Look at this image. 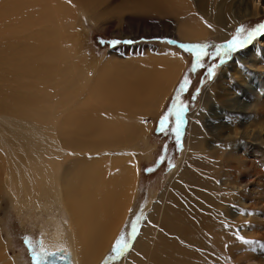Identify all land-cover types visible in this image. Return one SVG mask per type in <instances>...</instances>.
Here are the masks:
<instances>
[{"label":"bare ground","instance_id":"bare-ground-1","mask_svg":"<svg viewBox=\"0 0 264 264\" xmlns=\"http://www.w3.org/2000/svg\"><path fill=\"white\" fill-rule=\"evenodd\" d=\"M19 1L28 13L31 9L32 17L52 19L62 31L73 28V17L94 14L97 8L86 0ZM262 1L132 0L130 12L138 26H148L159 35L183 41L208 36L221 40L235 24L264 15ZM260 40L236 53L234 72H228L227 64L222 67L204 89L198 107L186 115L176 166L141 219L120 264H233L264 240ZM131 58V64L126 63L130 71L122 73L129 76H118V69L113 73L102 65L100 71L110 74L100 73V81L93 83L76 59L59 60L55 70L66 79L48 77L54 82H48L47 89L57 84L56 92L69 93L71 103L63 100L62 112L48 111L52 98L42 94L38 112L33 107L4 113V47L0 46V195L7 194L18 205H37L42 200L46 208L57 209V215L47 218L39 230L43 248L60 255L43 258V263L53 258L61 264L59 259L64 258L70 264V258L72 264H96L125 220L137 176L131 152L149 131L143 117L152 121L157 116L187 62L167 44ZM203 119L210 123L211 141L204 137ZM204 146L210 147V154ZM194 152L211 159L198 160ZM78 188L84 190V198ZM235 236L243 239V245L236 243ZM248 236L255 241L249 242ZM5 261L0 250V264H12ZM13 261L19 264L17 258Z\"/></svg>","mask_w":264,"mask_h":264},{"label":"rangeland","instance_id":"rangeland-1","mask_svg":"<svg viewBox=\"0 0 264 264\" xmlns=\"http://www.w3.org/2000/svg\"><path fill=\"white\" fill-rule=\"evenodd\" d=\"M4 1L8 4L6 3V5ZM13 1L18 5V8L15 7ZM15 1L0 0V46L4 47V113L36 110V108L39 110L42 94H50V98H52L53 102L47 108L48 111L51 112L52 109H55L62 112L66 108L63 106V100L68 99L69 93L63 92V89L61 92H56L57 84L55 87H48L49 90L47 86L54 82L52 79V81H48V77L50 79L57 76L66 79L64 75L59 73V70H55L58 63L63 61L71 63L73 59H76L78 64L89 74L91 83H93L100 81L101 74L106 73L100 71L102 65H108L113 73L118 69L116 72L118 76H129L122 74L130 71L129 65L126 64L129 62L128 60L134 55L144 56L146 51L160 44L169 45L184 60H187L178 82H176L169 98L158 113L159 116L157 114L152 121L149 116L143 117L149 131L142 139L137 140L134 144V150L131 152L132 159L137 164L136 187L132 201H130V207L120 231L96 262V264H120L124 262L123 260L120 262V260L124 257V253H128L136 236L135 233L142 223L141 219H144L156 201L171 170L173 171L176 166L187 126L186 115L198 107L204 89L224 65L230 66L228 72H234L233 58L236 53L248 49L258 39H261L259 41L260 49H264V28H262L264 15L250 17L235 24L230 35L225 39L219 40L213 36H208L204 38L205 40L183 41L166 34L159 35L158 31L149 29L148 26H138L135 17L130 12L132 0H86L88 3L97 6L94 14L80 13L73 17V28L66 31H62L60 28L62 25L59 26L52 19H47L44 16L32 17L31 9L28 13L25 5L23 8V3H20L21 1L17 0L18 3ZM54 22L56 31L52 33ZM250 33L252 38L247 40L242 47H237L235 50L227 52L226 55L224 54L230 41L234 38L243 41ZM56 34L58 37H54ZM44 35L47 36V40H43ZM113 41L119 43H112ZM217 47L220 48L221 52L219 56L215 55ZM204 52L210 53L211 56H204ZM197 53H201V59L198 62L196 61ZM262 53L260 52V55L264 57L262 56L264 53ZM46 64L47 66H45ZM213 64H215V69L209 78L208 68ZM113 73L111 72V75ZM46 76L47 80H44ZM185 78L189 83L181 90L180 85ZM55 79L58 80V78ZM44 82L46 83L44 84ZM26 87L29 88L28 91ZM46 91L48 92L46 93ZM22 92L25 95H22ZM28 98L31 100L33 98L36 103H31L32 101L30 102ZM56 100H62V102ZM37 101L40 103L37 104ZM67 103H71L70 98ZM185 105H187V109H184ZM14 107L16 108L14 109ZM178 108L184 110L183 113L178 112L181 120L179 147L177 146L176 134L172 131L177 120L174 119V114ZM164 116H167V120L164 130L161 131V118ZM201 124L203 130H206L204 137L211 141L210 123L203 119ZM6 135L7 133H5ZM203 148L210 154V147L204 146ZM202 155L201 152L199 154L194 152V156H198V160L202 158L211 159L207 154L205 157H201ZM78 192L84 198V190L78 188ZM261 194L259 193L258 196L261 197ZM32 197V199L37 200L36 195ZM44 202L40 200L38 206L30 202L18 205V203L14 204L7 194L0 195V250L4 251L6 260L12 264L14 258L18 259L19 264H46L42 262L39 255L35 260L33 258V253L39 254L41 249L50 252L41 244L39 225L47 218L51 219L56 216L57 209L54 207L52 210L46 208ZM260 210L264 212V205L260 206ZM235 237L236 243L243 245V239L240 236ZM248 238L246 237L249 242L255 241L253 237ZM117 240L122 241V244L116 245ZM257 243L255 247L248 249L247 258L243 256L233 264H264V240ZM114 245L116 251H113ZM122 253L123 255L120 256ZM235 256L239 257L240 254L237 253ZM7 261L5 262L7 263ZM69 263L72 264L70 258Z\"/></svg>","mask_w":264,"mask_h":264},{"label":"snow or ice","instance_id":"snow-or-ice-1","mask_svg":"<svg viewBox=\"0 0 264 264\" xmlns=\"http://www.w3.org/2000/svg\"><path fill=\"white\" fill-rule=\"evenodd\" d=\"M262 28H264V26H262ZM252 38V34L250 33L248 36H246L244 38L243 41H240L238 40L237 38H234L232 41L229 42V44L227 45V49H226V52L224 53L225 55L227 54V52H231L233 50H235L237 47H242L243 44ZM112 43H119L118 41H113ZM182 47H185V46H182ZM195 47H207V46H195ZM204 56H211L210 53H207V52H204L203 53ZM215 55L219 56L221 55V52H220V48L217 47L216 48V52H215ZM201 59V53H197L196 54V61H200ZM203 65L201 64V67ZM195 67V65H194ZM214 69H215V64H213L212 66H210L208 68V75H209V78H211L213 72H214ZM189 83V81L187 80V78H185L182 82H181V85H180V89L183 90L184 87ZM167 120V116H164L161 118V131L164 130V126H165V121ZM181 123V120H180V115L179 113H177V126L175 128L172 129V131L176 134V137H177V146L179 147V136H180V125ZM122 244V241L120 240H117L116 242V245H121ZM113 251H116V246L114 245L113 247ZM37 255H39L41 258H46V257H49V256H55L56 253H49V252H45L43 249H41L40 253H33V258L34 260L36 259Z\"/></svg>","mask_w":264,"mask_h":264},{"label":"trees","instance_id":"trees-1","mask_svg":"<svg viewBox=\"0 0 264 264\" xmlns=\"http://www.w3.org/2000/svg\"><path fill=\"white\" fill-rule=\"evenodd\" d=\"M184 109H187V105H185V107H184ZM183 108H180V110H179V108L176 110V113L174 114V119H177V113L178 112H180V113H183ZM177 126V120H176V123L173 125V127L175 128ZM179 127H180V125H179Z\"/></svg>","mask_w":264,"mask_h":264},{"label":"flooded vegetation","instance_id":"flooded-vegetation-1","mask_svg":"<svg viewBox=\"0 0 264 264\" xmlns=\"http://www.w3.org/2000/svg\"><path fill=\"white\" fill-rule=\"evenodd\" d=\"M48 264H58V263H57V260H53V258H51V259L48 260ZM61 264H63V263L61 262Z\"/></svg>","mask_w":264,"mask_h":264},{"label":"water","instance_id":"water-1","mask_svg":"<svg viewBox=\"0 0 264 264\" xmlns=\"http://www.w3.org/2000/svg\"><path fill=\"white\" fill-rule=\"evenodd\" d=\"M54 253H56V255H58V257H59L60 254H58L57 252H54ZM53 257H55V256H53ZM64 257H65V256H64ZM59 260H62V261H63L62 263H63V264H66V261L64 260V258H63V259H59Z\"/></svg>","mask_w":264,"mask_h":264}]
</instances>
